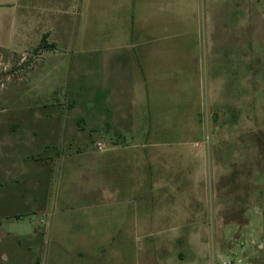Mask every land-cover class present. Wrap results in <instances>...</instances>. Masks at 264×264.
<instances>
[{
  "label": "rangeland",
  "instance_id": "rangeland-1",
  "mask_svg": "<svg viewBox=\"0 0 264 264\" xmlns=\"http://www.w3.org/2000/svg\"><path fill=\"white\" fill-rule=\"evenodd\" d=\"M79 1L0 0V264H264V0H194L192 54L161 57L175 76L155 105L163 135L87 130L65 167L62 116L79 107L68 100L101 82L75 62L90 70L93 47L114 54L122 27L107 0ZM44 35L54 46L38 49ZM173 84L188 92L193 127L184 93L164 105ZM182 124L192 135L174 131ZM119 145L121 159L102 154Z\"/></svg>",
  "mask_w": 264,
  "mask_h": 264
},
{
  "label": "crops",
  "instance_id": "crops-1",
  "mask_svg": "<svg viewBox=\"0 0 264 264\" xmlns=\"http://www.w3.org/2000/svg\"><path fill=\"white\" fill-rule=\"evenodd\" d=\"M101 1L90 0L89 7L92 8V5L97 3L95 8L98 7L97 9H99ZM79 3L82 9L83 1L81 0ZM105 8L107 12L111 10L112 13H116L120 17L119 22L122 24V27L118 34L112 36L114 39H119L117 44L120 47L114 50V54H111L110 50L105 53L104 50L100 51L98 48H90L89 54L96 59L95 61L92 58L90 70L87 61L85 63L79 60L75 62L76 69L79 68L80 71L86 70L90 71V73H96V75L92 74L90 77L83 75L81 78L87 81L90 80L92 83L101 82L92 86L90 96L84 101L71 100V98L68 100L79 107L76 112L74 109V114L66 113L62 116L60 133L64 144L66 143V145L70 146L67 149V152L70 154L67 153L69 154L67 155L65 152L64 154H60V156L57 155V157L65 167L74 164L76 157L82 153L83 147L87 145L85 141L82 142L84 139L80 137V134L82 136L87 130L103 131L109 128L123 135H138L140 137H146L151 132H153L152 135L154 136L163 135L161 134L163 133L161 129L156 130L157 110H155V105L157 104L158 93L162 88V84L166 82L163 79L170 80L171 78L172 80L175 76L169 78L168 73L165 76L161 74L166 69V65H162L161 57L167 55L169 47L176 48V51H181L176 56H188L189 53L192 54L193 45L196 44L194 29L199 24V19L193 10L194 0H107ZM113 23L115 22L113 21ZM187 50L190 52L188 53ZM97 53H100V57L102 58H99ZM188 61L182 57V62H179L177 69L184 70L188 65ZM127 62L129 63L128 65L125 64ZM101 64L103 65V72L100 69ZM129 73H133V75L130 76ZM128 82L132 84L133 101L127 103L124 99L127 93L124 84ZM101 83L103 84L100 85ZM186 83L182 81L178 84L184 88L187 86ZM179 88V86L176 87L173 84L170 91H164V96L166 97L165 106L169 102V97H184L182 95L184 92L177 90ZM173 89L176 91L173 92ZM162 92L163 88L161 89ZM184 94L186 95V101L181 118L184 120L191 119L193 127V113L192 110L191 113L188 110V92ZM182 104L183 101L180 100L178 105ZM162 111L167 112L168 110L162 109ZM162 111L161 115L163 114ZM192 127L189 129L182 124L179 127L180 129L175 128L174 131L182 136H188L192 135ZM171 129L168 127L167 130ZM12 140L10 139L11 145L14 142ZM28 142L33 144L32 140ZM15 143L16 145H14ZM15 143L11 148L16 150L15 153H17L18 143ZM41 146L43 147L45 144ZM146 147L142 144H134V148L137 150H143ZM122 149L119 145L115 146L112 150H106L102 154H117L116 160H118V158H122L121 155H118L119 152H122ZM72 150L73 153H71ZM62 151L63 149L57 150L58 153ZM66 156L69 160L66 159ZM50 157L48 156V159ZM104 157L105 155L101 156L100 160H104ZM136 161L138 165L143 166V169L150 167L146 162H140L141 159H137ZM27 162L28 160H26ZM104 164L105 161H100V163L99 161L93 162L90 167L95 165V168H97ZM153 167L155 169V163ZM12 169L13 167H9L7 171L15 177L17 174ZM153 175L154 184L158 182L154 179L157 177L155 171H153ZM93 178L92 183L94 182ZM3 179L6 180V174ZM103 200L105 199L103 198ZM106 200L113 201L115 198L107 196ZM163 263L166 264L165 258H163Z\"/></svg>",
  "mask_w": 264,
  "mask_h": 264
},
{
  "label": "built area",
  "instance_id": "built-area-1",
  "mask_svg": "<svg viewBox=\"0 0 264 264\" xmlns=\"http://www.w3.org/2000/svg\"><path fill=\"white\" fill-rule=\"evenodd\" d=\"M97 148L99 151H104V145L102 143H97ZM218 264H234L231 259H225L220 261Z\"/></svg>",
  "mask_w": 264,
  "mask_h": 264
},
{
  "label": "trees",
  "instance_id": "trees-1",
  "mask_svg": "<svg viewBox=\"0 0 264 264\" xmlns=\"http://www.w3.org/2000/svg\"><path fill=\"white\" fill-rule=\"evenodd\" d=\"M46 36H47V35H44V36L42 37V41H41V44L39 45L38 49L48 48V47L51 48V47L54 46V45H52V44H51V45H48V44H47V42H46ZM38 49H37V50H38Z\"/></svg>",
  "mask_w": 264,
  "mask_h": 264
}]
</instances>
